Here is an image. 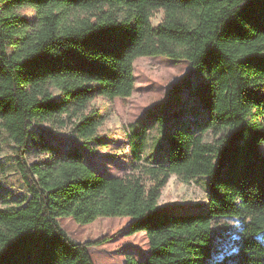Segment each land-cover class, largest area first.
I'll return each instance as SVG.
<instances>
[{"label":"trees","instance_id":"16d2710c","mask_svg":"<svg viewBox=\"0 0 264 264\" xmlns=\"http://www.w3.org/2000/svg\"><path fill=\"white\" fill-rule=\"evenodd\" d=\"M145 56L187 60L208 77L206 91L196 89L204 120L173 119L165 160L121 175L96 172L76 146L27 161L35 121L70 120L77 138L100 143L104 117L90 103L130 97L134 61ZM0 124L27 192L0 209V264H95L88 246L109 237L75 241L59 222L67 217L127 219L125 237L146 248L125 264H264V0H0ZM172 174L208 178L201 210L159 205ZM223 217L242 227L232 248L215 253L213 222Z\"/></svg>","mask_w":264,"mask_h":264},{"label":"rangeland","instance_id":"374dc122","mask_svg":"<svg viewBox=\"0 0 264 264\" xmlns=\"http://www.w3.org/2000/svg\"><path fill=\"white\" fill-rule=\"evenodd\" d=\"M19 12L29 20L35 17L34 9L29 6L22 7ZM162 16L161 10L156 11L151 18L152 24L157 25ZM134 76L135 88L130 97L112 100L97 97L90 103L89 109L97 110L104 117V122L98 128L100 143L85 142L77 138L70 120L65 119L66 123L63 125L59 122L35 121L25 156L27 161L43 162L52 155L53 149L62 152L76 146L83 152L85 162L96 172L121 175L128 172L133 163L150 165L157 160H165L166 140L163 134L166 129L172 130L173 119L177 118L176 121L184 125L194 116L196 122L204 120L206 110L198 102L196 89L200 85L202 92H205L208 77L200 69H194L187 60H173L164 56L135 59ZM186 82L188 84L184 85L185 89L176 94L178 104L171 103L174 95L171 93L172 89L176 84ZM51 90L58 95L57 90ZM174 108L180 111V116L172 114L167 119V124L163 123L166 113L172 112ZM64 118L65 116L62 117ZM206 139L211 140V134H207ZM262 152L264 153V145ZM14 155L15 143L0 124V209L17 206V201L27 195ZM207 188V177H196L185 182L172 174L163 187L158 202L160 206H167L169 209L175 207L179 211H199L207 203ZM59 222L68 235L78 242L109 237L103 244L88 246L95 264H125L126 253L139 257L146 248L139 237H125V229L129 223L125 218L101 217L86 225L76 223L72 217L61 218ZM241 227V221L237 218L223 217L214 220V252L232 248L240 235Z\"/></svg>","mask_w":264,"mask_h":264}]
</instances>
